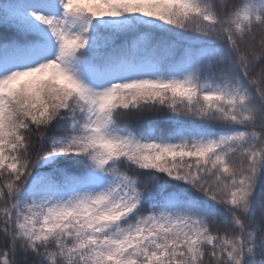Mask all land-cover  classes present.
<instances>
[{
    "label": "snow or ice",
    "instance_id": "1",
    "mask_svg": "<svg viewBox=\"0 0 264 264\" xmlns=\"http://www.w3.org/2000/svg\"><path fill=\"white\" fill-rule=\"evenodd\" d=\"M0 178V264H264V0H0Z\"/></svg>",
    "mask_w": 264,
    "mask_h": 264
},
{
    "label": "trees",
    "instance_id": "2",
    "mask_svg": "<svg viewBox=\"0 0 264 264\" xmlns=\"http://www.w3.org/2000/svg\"><path fill=\"white\" fill-rule=\"evenodd\" d=\"M259 37V36H258Z\"/></svg>",
    "mask_w": 264,
    "mask_h": 264
}]
</instances>
